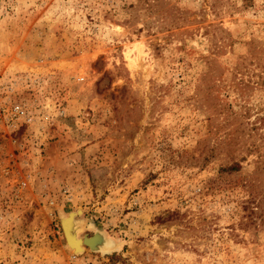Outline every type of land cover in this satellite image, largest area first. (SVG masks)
Segmentation results:
<instances>
[{
	"label": "rangeland",
	"instance_id": "rangeland-1",
	"mask_svg": "<svg viewBox=\"0 0 264 264\" xmlns=\"http://www.w3.org/2000/svg\"><path fill=\"white\" fill-rule=\"evenodd\" d=\"M262 152L264 0H0V264H264Z\"/></svg>",
	"mask_w": 264,
	"mask_h": 264
},
{
	"label": "bare ground",
	"instance_id": "bare-ground-1",
	"mask_svg": "<svg viewBox=\"0 0 264 264\" xmlns=\"http://www.w3.org/2000/svg\"><path fill=\"white\" fill-rule=\"evenodd\" d=\"M115 29L120 33L122 32V28L120 26L115 27ZM77 213L79 212H69L64 217L60 216L63 236L66 238L68 246L71 247L75 253L82 252L85 248L92 251L102 252L110 249L112 241H110L100 230H95L91 237H87L85 234L79 236L78 233L80 231L81 223L77 219L74 220V216H76Z\"/></svg>",
	"mask_w": 264,
	"mask_h": 264
},
{
	"label": "trees",
	"instance_id": "trees-1",
	"mask_svg": "<svg viewBox=\"0 0 264 264\" xmlns=\"http://www.w3.org/2000/svg\"><path fill=\"white\" fill-rule=\"evenodd\" d=\"M253 145V144H252ZM257 146H254V148H256ZM259 159L257 160V170L259 171H264V152L259 153ZM237 167H239L237 164L235 165H231V167H229V169H236ZM262 188V186H261ZM261 200H264V195H262ZM258 203V202H257ZM260 203L256 204V206H259Z\"/></svg>",
	"mask_w": 264,
	"mask_h": 264
},
{
	"label": "water",
	"instance_id": "water-1",
	"mask_svg": "<svg viewBox=\"0 0 264 264\" xmlns=\"http://www.w3.org/2000/svg\"><path fill=\"white\" fill-rule=\"evenodd\" d=\"M70 213H73V212H70ZM60 224H61V219H60ZM63 230V229H62ZM86 237V236H85ZM87 237H91V236H87ZM65 240H66V238H65ZM66 242H67V240H66ZM67 244H68V242H67ZM89 246V245H88ZM90 247V246H89Z\"/></svg>",
	"mask_w": 264,
	"mask_h": 264
}]
</instances>
